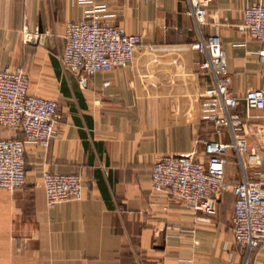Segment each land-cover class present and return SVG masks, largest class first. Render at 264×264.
Here are the masks:
<instances>
[{"label": "crops", "instance_id": "0c3cea01", "mask_svg": "<svg viewBox=\"0 0 264 264\" xmlns=\"http://www.w3.org/2000/svg\"><path fill=\"white\" fill-rule=\"evenodd\" d=\"M254 3L264 0H207L199 30L188 0H0V69L22 68L29 92L60 106L49 148L25 145V185L0 188V264H244L231 232V193L208 215L153 191L150 172L163 154L193 151L203 160L199 140L231 144L243 134L248 155H256L246 174L264 181V118L243 102L247 90L264 87L260 44L239 30L244 8ZM89 10L142 35L153 51L141 49L127 67L64 74L58 53L65 26ZM35 26L43 35L25 42L23 32ZM213 34L225 52L229 91L239 98L227 110L235 124L220 134L204 118L213 106L198 96L211 83L206 71L198 74L204 55L192 53L182 66L190 45ZM11 137L24 138L0 127V139ZM43 170L80 175L81 199L48 207ZM241 177L228 148L226 179ZM247 264H264V244Z\"/></svg>", "mask_w": 264, "mask_h": 264}, {"label": "built area", "instance_id": "2783aa9c", "mask_svg": "<svg viewBox=\"0 0 264 264\" xmlns=\"http://www.w3.org/2000/svg\"><path fill=\"white\" fill-rule=\"evenodd\" d=\"M134 1L148 3L156 0ZM188 3L189 14L200 30L206 24L207 0H188ZM239 30L247 32L260 44L257 55L264 62L263 4L254 3L244 8ZM42 35L40 27L35 26L23 32V40L34 43ZM143 48L151 53L154 46L144 45L142 35L123 32L117 25L99 19L95 11L89 10L83 19L66 24L58 61L64 74L90 76L129 66L135 54ZM190 53L182 66L190 63L192 53L205 57L198 63V74L206 71L211 76V83L200 90L198 96L213 106L204 118L213 120L214 132L220 134L225 127L235 124L229 119L227 110H234L239 104V98L229 91L230 76L220 37L213 34L194 42L190 45ZM243 102L247 109L259 110L264 118V87L247 90ZM59 113L60 106L55 100L29 92V76L22 68L0 69V127L19 131L24 136L23 139H0L1 189L15 190L25 185V145L33 144L46 151L55 136ZM198 142L204 146L203 160L195 158L193 151L161 155L151 168V188L166 192L173 200L208 215L216 213V204L222 194L231 193L234 196L232 237L242 248L244 264H247L251 255L264 244V181L246 174L247 162L256 161V155H248L247 138L243 134H235L231 144ZM228 148L233 150L236 164L242 170L241 179L234 182L225 179ZM82 183L80 175L43 170L41 184L47 206L81 199Z\"/></svg>", "mask_w": 264, "mask_h": 264}, {"label": "trees", "instance_id": "16d2710c", "mask_svg": "<svg viewBox=\"0 0 264 264\" xmlns=\"http://www.w3.org/2000/svg\"><path fill=\"white\" fill-rule=\"evenodd\" d=\"M225 179H226V164H225ZM227 180V179H226ZM227 181H229V180H227ZM229 182H231V181H229ZM234 182V181H233Z\"/></svg>", "mask_w": 264, "mask_h": 264}]
</instances>
